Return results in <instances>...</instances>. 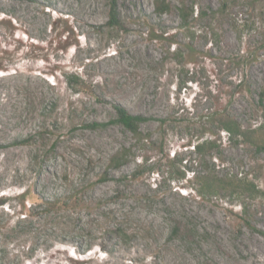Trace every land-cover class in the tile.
Listing matches in <instances>:
<instances>
[{"label":"rangeland","instance_id":"rangeland-1","mask_svg":"<svg viewBox=\"0 0 264 264\" xmlns=\"http://www.w3.org/2000/svg\"><path fill=\"white\" fill-rule=\"evenodd\" d=\"M169 1L0 0V264H264V0ZM114 102L166 125L84 127Z\"/></svg>","mask_w":264,"mask_h":264},{"label":"trees","instance_id":"trees-1","mask_svg":"<svg viewBox=\"0 0 264 264\" xmlns=\"http://www.w3.org/2000/svg\"><path fill=\"white\" fill-rule=\"evenodd\" d=\"M107 20L104 23L105 27H107L110 31H118L123 29L120 16H119V10H118V0H107ZM225 5V2L222 3V6ZM171 9V4L169 0H154V12L157 16H161L164 13H167ZM174 9L176 10L180 20L181 25L184 27L187 24H189V21L191 18H193V15L195 13L194 8L192 5L187 3H181L179 6H175ZM206 15V11L199 9L196 12L197 17H204ZM2 69V68H0ZM76 77L72 74L67 75V80L69 83L72 82L73 79ZM113 113L112 117L109 118L106 121H92L90 123L85 124L84 127L90 128V129H96V128H104L111 124H117L123 127V129L129 131L134 139L138 143H144L150 140L151 134L148 132H143L141 129V125L148 121H154L158 123L159 127H162L166 125L167 118L165 117H159L152 114L146 115L142 113H132L130 112L126 107H124L122 104L114 102L111 104ZM220 124L222 128L232 136L238 135L241 130V126L238 123V121L229 115H221L219 118ZM188 145L191 146L193 152L197 154L199 157V161L204 162L206 160V155L208 152L215 147L214 140H210L208 138H202L200 140H197L193 143H188ZM264 148V145L262 146ZM130 150L128 148H121L118 152H116L114 155L110 158V166L116 167L119 166L121 163L125 162L128 157V153ZM181 175H184L183 172H180ZM195 178L200 182V189L201 191L204 190L203 193L210 192L211 190H221L224 189V185L226 184L225 179H216V175L214 176L213 171L208 170V172H203V174L194 173ZM229 179V178H228ZM229 185L232 184V182H228ZM254 187L251 185L247 190H252ZM200 191V190H199ZM262 236H264L263 230L256 229ZM116 231L120 232L122 234H125V230L123 226L119 225L116 227ZM105 253H107L105 251ZM131 263V261H130Z\"/></svg>","mask_w":264,"mask_h":264}]
</instances>
